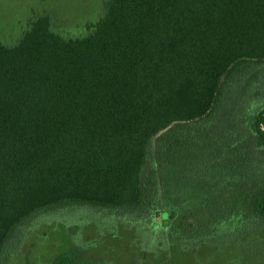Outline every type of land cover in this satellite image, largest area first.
<instances>
[{
  "label": "trees",
  "instance_id": "obj_1",
  "mask_svg": "<svg viewBox=\"0 0 264 264\" xmlns=\"http://www.w3.org/2000/svg\"><path fill=\"white\" fill-rule=\"evenodd\" d=\"M85 27L44 11L0 39V264L33 221L89 209L171 258L264 264V0H104Z\"/></svg>",
  "mask_w": 264,
  "mask_h": 264
},
{
  "label": "rangeland",
  "instance_id": "obj_2",
  "mask_svg": "<svg viewBox=\"0 0 264 264\" xmlns=\"http://www.w3.org/2000/svg\"><path fill=\"white\" fill-rule=\"evenodd\" d=\"M103 9L104 0H0V39L7 44H14L29 19L44 11L52 12L55 27L64 34H86V22L98 20ZM242 77L245 80L244 75ZM233 85L232 91L236 94L242 86L237 82ZM232 91L229 90L228 97ZM259 93L264 95L263 91ZM259 95L251 92L247 98L256 99ZM250 102L247 100L245 104L249 106ZM222 121V118L218 119L214 131L223 130ZM56 215L32 222L12 264H50L57 252L69 248L75 249L80 257L103 264H171L172 259L179 264L192 263V255L185 251H177L175 257L171 258L173 247L163 244L160 238L154 246L149 245L150 227L140 220L134 219L132 225L120 224L117 219L108 222L103 219V213L92 209L74 214L69 212L59 217ZM157 218L160 219L159 216ZM195 246L193 255L202 256L207 246L203 251L202 246Z\"/></svg>",
  "mask_w": 264,
  "mask_h": 264
}]
</instances>
